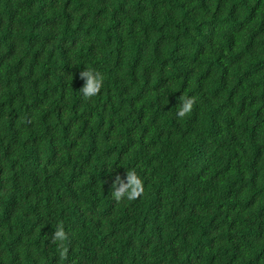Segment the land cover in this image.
Returning a JSON list of instances; mask_svg holds the SVG:
<instances>
[{
    "label": "trees",
    "instance_id": "trees-1",
    "mask_svg": "<svg viewBox=\"0 0 264 264\" xmlns=\"http://www.w3.org/2000/svg\"><path fill=\"white\" fill-rule=\"evenodd\" d=\"M0 264H264V0H0Z\"/></svg>",
    "mask_w": 264,
    "mask_h": 264
},
{
    "label": "clouds",
    "instance_id": "clouds-1",
    "mask_svg": "<svg viewBox=\"0 0 264 264\" xmlns=\"http://www.w3.org/2000/svg\"><path fill=\"white\" fill-rule=\"evenodd\" d=\"M80 77L86 81L84 86L79 90L81 97L86 102L91 101L101 93L105 77L101 72L89 68L82 71ZM195 100V97H189L184 94L179 97L180 103L177 110V117L179 119H183L192 112ZM111 188L112 198L117 203L122 200L135 201L144 192V181L135 170H127L126 180L117 175L113 180ZM67 241L68 235L64 229V225L63 223H58L52 235V243L57 246L60 261L67 260L69 251L66 245Z\"/></svg>",
    "mask_w": 264,
    "mask_h": 264
}]
</instances>
